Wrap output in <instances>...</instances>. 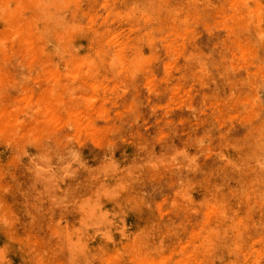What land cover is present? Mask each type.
<instances>
[{"label": "rangeland", "instance_id": "obj_1", "mask_svg": "<svg viewBox=\"0 0 264 264\" xmlns=\"http://www.w3.org/2000/svg\"><path fill=\"white\" fill-rule=\"evenodd\" d=\"M0 264H264V0H0Z\"/></svg>", "mask_w": 264, "mask_h": 264}]
</instances>
